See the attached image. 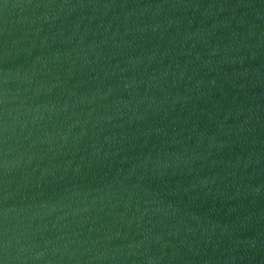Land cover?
<instances>
[{"label": "water", "instance_id": "obj_1", "mask_svg": "<svg viewBox=\"0 0 264 264\" xmlns=\"http://www.w3.org/2000/svg\"><path fill=\"white\" fill-rule=\"evenodd\" d=\"M0 264H264V0H0Z\"/></svg>", "mask_w": 264, "mask_h": 264}]
</instances>
